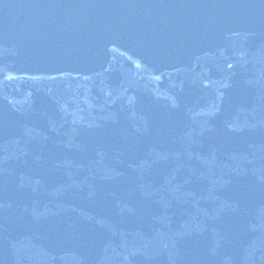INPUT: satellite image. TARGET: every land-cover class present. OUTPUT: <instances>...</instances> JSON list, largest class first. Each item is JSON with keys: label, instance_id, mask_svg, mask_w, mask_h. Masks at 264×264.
<instances>
[{"label": "water", "instance_id": "95a60500", "mask_svg": "<svg viewBox=\"0 0 264 264\" xmlns=\"http://www.w3.org/2000/svg\"><path fill=\"white\" fill-rule=\"evenodd\" d=\"M3 44L15 50L0 67V133L27 129L7 130L13 145L0 135V264H264V88L245 69L250 96L237 105L229 68L263 60L253 77L264 74V0H0ZM220 44L230 48L225 61L211 51ZM128 56L141 59L143 77L123 76ZM90 63L117 79L103 94L124 107L107 121L89 111L95 126L76 141L75 122L64 126L65 110L50 100L69 74L84 82ZM149 76L174 84V107L147 104ZM32 114H49L44 130ZM40 137L49 148L38 154L25 139ZM232 155L256 170L239 184V208L262 202L248 232L246 212L222 211L236 199L212 188Z\"/></svg>", "mask_w": 264, "mask_h": 264}]
</instances>
